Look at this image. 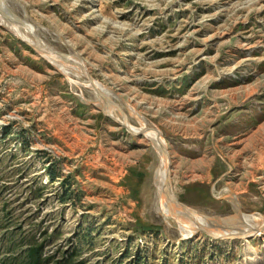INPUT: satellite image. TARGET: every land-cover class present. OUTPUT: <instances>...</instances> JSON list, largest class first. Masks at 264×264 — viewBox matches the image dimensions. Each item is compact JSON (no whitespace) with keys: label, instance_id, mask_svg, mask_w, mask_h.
Listing matches in <instances>:
<instances>
[{"label":"rangeland","instance_id":"obj_1","mask_svg":"<svg viewBox=\"0 0 264 264\" xmlns=\"http://www.w3.org/2000/svg\"><path fill=\"white\" fill-rule=\"evenodd\" d=\"M1 2L0 264H264V0Z\"/></svg>","mask_w":264,"mask_h":264},{"label":"bare ground","instance_id":"obj_2","mask_svg":"<svg viewBox=\"0 0 264 264\" xmlns=\"http://www.w3.org/2000/svg\"><path fill=\"white\" fill-rule=\"evenodd\" d=\"M3 1V0H2ZM1 2V0H0ZM13 2V1H12ZM4 4V3H3ZM1 6H2V2H1ZM0 6V7H1ZM4 8V6H2ZM5 11V10H4ZM3 12V11H2ZM3 14V13H2ZM6 14V13H5ZM1 16V15H0ZM5 17V16H4ZM3 17V18H4ZM8 17V16H7ZM2 18V19H3ZM6 19V18H5ZM10 19V18H9ZM13 20H15L14 18H11ZM10 19V21H11ZM4 21V20H3ZM7 21V20H6ZM9 21V20H8ZM12 22V21H11ZM10 23V22H9ZM20 23V21L18 22ZM8 24V22H7ZM23 24V23H22ZM27 24V23H26ZM9 25V24H8ZM13 29H17L15 26L16 24L15 23H10V25ZM18 26V25H17ZM20 26V25H19ZM26 26V25H25ZM10 27V29H11ZM20 29V28H19ZM18 29V30H19ZM27 29V28H26ZM21 30V29H20ZM19 30V31H20ZM19 31H17V33H19ZM19 34L22 35V33L20 32ZM26 35V34H25ZM23 36V35H22ZM29 36V34H28ZM27 38V37H26ZM28 39V38H27ZM35 44V43H34ZM38 49V48H37ZM41 49H43L41 47ZM42 51V50H41ZM48 51V50H47ZM47 54V53H46ZM54 54V53H51V55ZM47 55L50 56V54L48 53ZM66 63V62H65ZM57 64V63H56ZM59 65V64H58ZM62 65V64H61ZM64 67V66H62ZM69 67V65H68ZM71 68V67H70ZM104 89V88H103ZM108 93V91H107ZM107 101V100H106ZM105 106V105H104ZM106 107V106H105ZM111 110V109H110ZM115 110V109H114ZM109 111V110H108ZM133 114V113H132ZM123 120V119H122ZM124 121V120H123ZM131 128V127H130ZM132 128L134 129V127L132 126ZM131 128V129H132ZM144 128V127H143ZM147 128H144L143 131L145 130L146 131ZM135 130H137V128H135ZM153 130V129H152ZM139 131H142L139 129ZM144 131V133H145ZM147 133V136L152 139L154 141V143L156 144V146L158 147V152H160V155H161V158H163L164 160L166 159L165 157V147H164V143L161 139V137L154 131H151V130H147L146 131ZM163 160V161H164ZM167 167V166H166ZM167 169V168H166ZM161 170V173L159 174L158 176V182H159V185L157 188H159V197L157 199V204L160 206L161 208V211L163 213V215L165 216V219L167 220H171L175 223H177L178 225H182V228H183V225L186 226V228H184V232H182L185 236H189L190 234L192 235V232L194 233V231L196 232V230H199L200 228L202 229H207L208 231L210 230V228L212 226H214V223L213 222V218L201 213V212H198V211H195L191 208H188L186 205H183L182 203H179V201H175L172 200V197L170 195V192H169V187L170 185L168 186V181H167V177H166V172L164 171L165 169L164 168H160ZM169 178V177H168ZM170 182V181H169ZM158 192V191H157ZM172 193V191H171ZM173 195V193H172ZM238 213V212H237ZM238 215V214H237ZM241 217V216H240ZM213 219V220H211ZM220 220V219H219ZM210 221V222H209ZM212 221V222H211ZM221 221V220H220ZM226 222V221H225ZM224 222V223H225ZM220 223V222H219ZM234 223H236L234 221ZM248 223V222H246ZM250 224V223H249ZM222 225H225V224H222ZM228 225V224H227ZM226 225V226H227ZM244 225V224H243ZM246 225V224H245ZM257 225V224H256ZM255 225V226H256ZM189 226V227H188ZM216 226V225H215ZM231 226V225H230ZM250 226H253V225H250ZM259 226V225H257ZM244 227V226H243ZM247 227V226H246ZM249 227V226H248ZM225 228V227H224ZM228 227H226L227 229ZM231 228V227H230ZM238 228V227H237ZM240 228V226H239ZM180 229V228H179ZM217 229V228H216ZM215 230H211L213 233H216V234H229L231 233L232 230L230 229H221L222 231H216ZM236 229V228H235ZM243 228L241 227V229L239 230H242ZM248 229V228H246ZM255 229H258V228H255ZM264 229V228H263ZM219 230V229H218ZM249 230H250V227H249ZM248 230V231H249ZM183 231V230H182ZM238 231V229H237ZM244 231V230H242ZM245 232V231H244ZM260 232V231H259ZM233 233H234V229H233ZM182 235V236H184Z\"/></svg>","mask_w":264,"mask_h":264},{"label":"trees","instance_id":"obj_3","mask_svg":"<svg viewBox=\"0 0 264 264\" xmlns=\"http://www.w3.org/2000/svg\"><path fill=\"white\" fill-rule=\"evenodd\" d=\"M28 253L33 264H40L44 260L41 256V246L31 248Z\"/></svg>","mask_w":264,"mask_h":264}]
</instances>
